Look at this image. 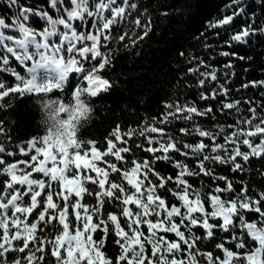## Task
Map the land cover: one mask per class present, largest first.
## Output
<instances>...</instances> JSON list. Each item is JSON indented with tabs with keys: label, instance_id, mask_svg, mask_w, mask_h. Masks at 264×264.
Returning <instances> with one entry per match:
<instances>
[{
	"label": "snow or ice",
	"instance_id": "6c2138e0",
	"mask_svg": "<svg viewBox=\"0 0 264 264\" xmlns=\"http://www.w3.org/2000/svg\"><path fill=\"white\" fill-rule=\"evenodd\" d=\"M2 7L0 264H264V185L238 175L250 172V158L264 160V79L240 85L259 98H231L232 61L211 63L218 46L264 37V0H227L194 37L203 55L180 52L189 65L177 81L181 94L117 123L103 144L79 133L93 98L116 83L104 73L120 55H139L153 31L142 0ZM225 32L221 45L209 42ZM193 89L197 98L188 99ZM21 99L39 114L24 140L9 117Z\"/></svg>",
	"mask_w": 264,
	"mask_h": 264
},
{
	"label": "trees",
	"instance_id": "16d2710c",
	"mask_svg": "<svg viewBox=\"0 0 264 264\" xmlns=\"http://www.w3.org/2000/svg\"><path fill=\"white\" fill-rule=\"evenodd\" d=\"M142 2L153 17V31L138 46L139 55L135 53L120 55L114 67L104 73L116 83L109 92L93 98V114L79 133L83 139H95L103 144L104 137L117 123L123 128L145 113L154 114L159 109L161 101L170 98L173 92L180 95L183 88L177 87V81L189 66L180 56V52L187 55L189 51H194L203 55L194 37L204 29L206 20L221 14L220 9L227 0H142ZM5 10L0 0V11ZM163 11H167L168 15H161ZM242 23L243 20H237L233 30H239ZM228 35L229 33L225 32L218 40L210 39L209 42L221 45ZM225 50L236 52L245 59L217 55L219 51ZM213 55L216 58L211 60V63L217 67H222L229 60L232 61L233 68L228 71L234 72V75L226 83L231 98L238 99L241 95L259 98V92L254 91L251 86L243 89L240 85L247 81L264 79V37H253L247 44L218 46ZM249 57L251 59H248ZM220 75V82L225 83L222 73ZM189 81L193 82L191 78ZM196 98V90L193 89L189 92L188 99ZM198 106L206 105L199 102ZM9 117L15 121L12 134L18 140L27 139L39 128L37 124L39 114L29 99L19 100L9 113ZM245 167L250 169V172L238 174L240 178H250L251 184L256 187L264 185V179L258 174L264 172V160L252 157L250 164ZM159 170L167 174L171 168L167 162H160ZM220 171L230 179L234 178L229 169L224 168ZM239 187L240 185H237V188ZM112 252L113 249L109 246L108 254L111 255Z\"/></svg>",
	"mask_w": 264,
	"mask_h": 264
},
{
	"label": "rangeland",
	"instance_id": "374dc122",
	"mask_svg": "<svg viewBox=\"0 0 264 264\" xmlns=\"http://www.w3.org/2000/svg\"><path fill=\"white\" fill-rule=\"evenodd\" d=\"M43 71V70H42Z\"/></svg>",
	"mask_w": 264,
	"mask_h": 264
}]
</instances>
